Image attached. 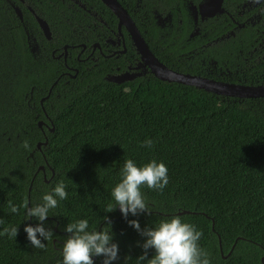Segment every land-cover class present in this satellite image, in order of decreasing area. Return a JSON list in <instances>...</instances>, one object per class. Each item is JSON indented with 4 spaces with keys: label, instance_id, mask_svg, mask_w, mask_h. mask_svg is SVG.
Instances as JSON below:
<instances>
[{
    "label": "trees",
    "instance_id": "trees-1",
    "mask_svg": "<svg viewBox=\"0 0 264 264\" xmlns=\"http://www.w3.org/2000/svg\"><path fill=\"white\" fill-rule=\"evenodd\" d=\"M79 1L103 12L107 21L115 18L101 0ZM245 1L224 0L223 6L241 21L237 11ZM13 5L20 8L21 20ZM26 5L47 21L50 39ZM181 17L186 20L185 14ZM89 23L72 0H0V230L18 227L15 238L0 235V264H59L68 235L63 225L79 218L98 230L109 228L105 224L111 221L119 246L112 264H141L137 257L144 251L139 246L144 238L118 207L107 212L108 204H114L111 188L128 158L137 165L164 162L169 182L163 191L142 186L150 212L127 219H137L144 228L178 215L202 232L199 244L209 264H264V96L217 95L150 72L116 83L104 78L103 70L84 65L70 79L63 74L62 58L51 51L56 48L57 55L66 44L72 52L70 45L86 42ZM203 25L213 38L232 23L222 14ZM175 46L157 52L171 68L242 84L264 83L263 16L209 45L204 65L196 57L181 63ZM210 59L215 68L207 73ZM39 120L53 130L43 127V135ZM145 138L153 140L150 148L142 145ZM61 181L68 196L50 210L46 227L53 228V235L43 249L34 248L23 226L36 221H25L22 205L40 202ZM8 201L18 206L17 213L10 212ZM183 210L189 212L177 214ZM147 251L142 264L154 254ZM93 259L102 264L101 257Z\"/></svg>",
    "mask_w": 264,
    "mask_h": 264
},
{
    "label": "clouds",
    "instance_id": "clouds-1",
    "mask_svg": "<svg viewBox=\"0 0 264 264\" xmlns=\"http://www.w3.org/2000/svg\"><path fill=\"white\" fill-rule=\"evenodd\" d=\"M142 145L150 148L153 140L145 138ZM24 147H28L27 142L24 143ZM168 182V168L164 162L153 159L137 165L133 159H125L120 169V179L110 192L114 204H108L107 212L118 207L127 223L144 238L139 244L144 251L137 257L141 264L145 261L149 249L154 250V254L147 259V264H209L207 254L199 244L202 232L195 225L183 222L178 215L161 219L152 227L144 228H141L137 219H127L129 215L135 217L138 213L150 212L151 205L141 192L142 186L163 191ZM67 196L65 184L61 181L50 191L44 192L40 202L32 206L22 205L25 209V221L29 219L36 221L34 225L25 223L23 226L26 240L32 247L43 249L44 242L52 237L54 231L52 227H46L47 218L50 216V210L55 209L58 202ZM8 207L12 213L19 210L12 201H8ZM103 220H108V217L104 216ZM105 225L110 227H102L99 230L92 228L87 218H79L64 224L63 231L68 235L60 249L59 264H94V257H101L102 264H112L116 261L119 246L113 240L111 221L108 220ZM5 234L15 238L18 227L11 226L0 230V235Z\"/></svg>",
    "mask_w": 264,
    "mask_h": 264
},
{
    "label": "flooded vegetation",
    "instance_id": "flooded-vegetation-1",
    "mask_svg": "<svg viewBox=\"0 0 264 264\" xmlns=\"http://www.w3.org/2000/svg\"><path fill=\"white\" fill-rule=\"evenodd\" d=\"M72 1L88 16L90 23L87 24V29L85 30L87 34L86 42L70 45L71 49H74L72 52L68 50L69 45L66 44L63 46V50L59 51L57 55H54L56 48L52 49L51 55L56 58H62L65 64L63 74L73 79L78 72V67L82 65L87 68L95 67L98 70H103L105 72L103 77L107 79L127 72H141L143 70L142 67L138 68L141 62L140 55L136 50L127 28L123 24L119 25V20L116 15L111 11L115 18L107 21L102 16L103 12L93 9L91 6H86L79 0ZM117 1L125 9L143 36L149 49L158 59L157 52L160 51L164 54V50L169 44L177 43V46H175V56L183 64L188 63L196 57L199 58V63L204 65L205 51L209 45L234 36L235 31L239 27H243L246 23L253 24L261 19L262 16L264 18V0H246L243 2L237 11V17H242L241 21L236 19L233 14L224 8V0L222 2L223 12L204 17L199 12V4L205 0H174L173 4L171 0H129L132 6L129 3L123 5L119 0ZM178 1L182 2L181 5L177 3ZM132 2L134 3L132 4ZM26 6L35 17L36 13L31 6ZM193 6L196 8V13L191 8ZM182 7H185L184 13L182 12ZM172 9L174 10L172 11ZM181 14H185L186 20L181 17ZM222 14L228 15L232 26L219 33V35L209 38L208 29H206L203 23L210 18ZM134 17H138L140 21L138 20L137 23ZM148 23L151 24L150 27H146ZM150 44H152V48ZM162 44H165V46ZM68 59L70 60V65L67 64ZM214 63L212 59L208 61L210 69H205L207 73L212 72V69L215 68ZM174 70L184 72L179 69ZM146 71L149 72L148 70ZM47 96H42L39 99L40 104H42V100ZM39 127L43 131V135V127L49 129L47 123L44 121Z\"/></svg>",
    "mask_w": 264,
    "mask_h": 264
},
{
    "label": "water",
    "instance_id": "water-1",
    "mask_svg": "<svg viewBox=\"0 0 264 264\" xmlns=\"http://www.w3.org/2000/svg\"><path fill=\"white\" fill-rule=\"evenodd\" d=\"M118 18L119 25L123 24L127 28L133 43L136 47L137 52L140 55L141 62L138 65L142 67L141 72L135 73H124L119 76L109 77L107 80L113 81L116 83H121L126 80H132L138 76L145 74L148 70L155 77L160 80L168 82H177L185 85H191L199 89H203L207 92H212L217 95L231 96L238 98H248V97H263L264 96V83L259 84H242L224 80H218L215 78L192 74L187 72H180L169 68L162 61H160L149 49L147 43L145 42L143 36L141 35L138 28L135 26L125 9L117 0H101ZM223 0H205L199 4V12L201 16H213L216 13H221L224 11L222 7ZM14 10L19 19H22L21 10L18 6L14 5ZM196 13L195 6L191 7ZM35 19L42 30L45 37L48 39L51 37V31L47 21L41 16L35 14ZM36 45H31V50L34 51ZM43 123L42 120L38 121V125L41 126ZM49 130H53V127H49ZM47 138L45 137L44 141L37 142V148L40 149L41 144H46ZM39 168H43L40 166ZM184 212H189L188 210L178 211L177 214ZM95 258V257H94Z\"/></svg>",
    "mask_w": 264,
    "mask_h": 264
}]
</instances>
